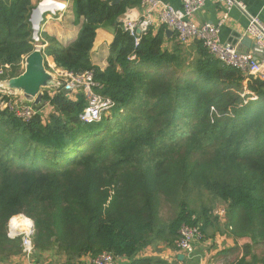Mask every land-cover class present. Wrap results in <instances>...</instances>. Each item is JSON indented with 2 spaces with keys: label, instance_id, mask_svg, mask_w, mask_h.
Masks as SVG:
<instances>
[{
  "label": "trees",
  "instance_id": "16d2710c",
  "mask_svg": "<svg viewBox=\"0 0 264 264\" xmlns=\"http://www.w3.org/2000/svg\"><path fill=\"white\" fill-rule=\"evenodd\" d=\"M114 1L74 0L84 19L77 39L64 47L50 38L44 50L59 69L93 74L96 93L115 104L109 116L82 123L86 98L64 87L45 92L47 108L29 122L0 110V264L22 255V238L8 236L20 215L34 223L36 257L76 264L109 252L125 264H167L139 255L159 242L178 250L183 225L207 232L209 211L191 210L196 190L225 206L236 240L226 256L244 246L243 264H264L253 251L264 245V80L226 66L201 42L195 54L169 50L165 25L136 45L119 19L139 1ZM36 7L0 0V70L9 67L11 78L36 50ZM100 28L115 35L105 69L91 60ZM165 203L174 210L168 221Z\"/></svg>",
  "mask_w": 264,
  "mask_h": 264
},
{
  "label": "built area",
  "instance_id": "2783aa9c",
  "mask_svg": "<svg viewBox=\"0 0 264 264\" xmlns=\"http://www.w3.org/2000/svg\"><path fill=\"white\" fill-rule=\"evenodd\" d=\"M47 1L48 0L44 3H47ZM138 1L144 11L141 17L142 19L135 20L133 18H128L122 23L124 30L134 37L136 45L139 44L141 36L137 34V31L140 30L141 34L146 32L151 23L150 15L158 13L161 23L175 32L182 44L201 42L212 57L226 66L235 68L249 77L264 80V63L258 61L253 54L242 52L237 45L221 42V28L228 18L229 12L233 9H237L243 14H246L247 8L242 0H215V2L223 5L225 8L223 19L217 24L207 23L203 25H199L196 22V16L208 0H182L181 10H176L169 4H164L161 0ZM53 5L58 7L54 2H52L50 7H53ZM248 21V36L255 43L264 48V23L258 17H249ZM35 36L36 37L33 38L35 48L43 50L44 46L40 44L41 38L38 35ZM2 71L3 69L0 70V72ZM60 74V77L63 78V81L66 83H64L66 91L70 94L82 93L86 98L87 106L80 115V121L82 123H99L103 117H106L109 113L111 114L115 104L111 99L104 98L96 93L95 88H99V85L94 82L92 73L87 72L74 75L68 72H62ZM4 97L7 96L3 94L0 100V110H7L24 122L31 121L39 113V108L34 105L7 103V99ZM46 108L47 105L42 109L44 110ZM33 231L32 225L27 232L23 231L19 234L13 233L11 226L9 228L8 236L11 239L21 237V234H25V236L21 238L23 240V257L26 259H29L34 252V245L31 237ZM201 239V232L196 226L183 225L179 230V238L176 241L178 252L187 260L192 261L196 257L197 245L200 243ZM76 264H116V258L112 253L103 252L94 258H90L87 262L82 260Z\"/></svg>",
  "mask_w": 264,
  "mask_h": 264
},
{
  "label": "crops",
  "instance_id": "0c3cea01",
  "mask_svg": "<svg viewBox=\"0 0 264 264\" xmlns=\"http://www.w3.org/2000/svg\"><path fill=\"white\" fill-rule=\"evenodd\" d=\"M46 0L38 2L37 0H32L34 5L41 6V13L43 14V20L40 24L39 32H34L35 35H38L40 39V44H42L43 51L49 46L50 38L55 39L59 45L67 46L74 42L84 24V19H77L75 17L73 11V1L74 0H48L47 3H44ZM53 1L58 5V7H50L49 11L48 5ZM120 1V0H119ZM164 4H169L174 7L176 10L182 9V0H161ZM246 5L247 12L243 14L240 10L233 9L229 12L228 18L225 20L222 28H221V42L230 45H237L239 49L244 52L246 48L241 44V38L249 37L247 34V26L249 17H258L264 23V0H242ZM45 4V5H44ZM36 7V8H37ZM62 7V8H61ZM144 11L140 4L129 8L126 13L120 17V22L123 23L128 18L133 19H142ZM225 14V8L223 5L218 4L215 0H208L202 10L196 16V22L199 25L211 23L217 24L223 19V15ZM151 16L150 28L153 30L154 34H157L163 24L160 21L159 14L153 13ZM148 27V28H149ZM33 28V25H32ZM167 30H169L167 28ZM166 30V31H167ZM145 33V32H143ZM142 33V34H143ZM33 34V35H34ZM166 47L169 50H172L176 44H180L182 49L187 52L197 53V47H195V43L182 44L176 33L173 32L172 35L166 34ZM115 39L114 32L112 30H108L105 28H100L97 30V36L95 39L94 47L91 51V60L94 65L100 67L101 69H105L108 66V57H109V46L113 43ZM186 45V46H183ZM245 53V52H244ZM251 54L252 51L250 52ZM47 62L49 63L52 74L57 78L59 82L63 81L61 78L62 72H66L62 69H59L52 57H46ZM24 62V61H23ZM22 62V63H23ZM260 62L264 63V60H260ZM54 93V92H51ZM76 93H72L74 96ZM46 104L44 103V108ZM215 242V247L213 243ZM213 243H210L209 251L213 253L212 248H216L215 253L219 255H227L230 250L236 247V240L231 234L219 235L217 238L215 237ZM166 245V244H165ZM209 245V244H207ZM201 247V246H200ZM199 247V248H200ZM165 248L168 250L165 252L166 255L161 256L158 254L153 247H149L143 252L140 253L139 257H153L164 260L167 264H206V260L209 259V253H204L208 248H204L201 252L198 253L196 251V257L189 261L181 255L178 250H171L170 248ZM90 257H86L84 259L85 262L89 261ZM186 260V261H185ZM128 262V259H121L116 261V264H125ZM8 264H29L24 257H16L13 258ZM245 264H262L260 262H254L250 257H247Z\"/></svg>",
  "mask_w": 264,
  "mask_h": 264
},
{
  "label": "rangeland",
  "instance_id": "374dc122",
  "mask_svg": "<svg viewBox=\"0 0 264 264\" xmlns=\"http://www.w3.org/2000/svg\"><path fill=\"white\" fill-rule=\"evenodd\" d=\"M34 37H36L35 34L33 35V38ZM24 70H25V61L21 63L20 73L22 74ZM47 70L52 73L49 63H48ZM11 74H12V70L9 68L3 69V71L0 72V93L2 95L5 94V96L8 97L7 103H13V104H19V105H33V103H30V104L26 103L25 100L22 98L21 93L11 91L3 87L2 82L4 80L5 81L9 80L11 78ZM64 83L65 81L60 82L61 88L64 87ZM109 114L107 116H109ZM182 153H183V150H182ZM176 156L177 155L175 154L174 158H177ZM191 210H194L197 212L198 211L200 212L202 210H206V211L208 210L209 218L211 219V226L207 228V232L205 234L202 232V230H200V228L197 227L200 230L201 237H202L200 243L197 245V249L199 252H201L204 248L205 249L208 248V250H205L204 253L209 251V248L211 247L210 243H213L215 237L217 238V236L219 235L231 234V236H233L231 228H230L231 226H229L230 222L227 216V211L225 209V206H223V203H221L219 199H216L215 197H213L212 195L208 194L207 192L203 190H196L193 196ZM173 213H174L173 207L165 203V207L162 209V219L165 221L170 220ZM20 217L29 219L31 221V225L33 226V230H34V223L30 218L24 215H20ZM14 218H18V216ZM9 228H10V222L8 224V233H9ZM27 231L28 230H26L25 232ZM20 236L23 238L25 234H21ZM214 245H215V242L213 243V246ZM155 246L156 247H153V248L154 250L158 252L159 255L161 256L166 255L165 252L168 250L165 248L166 246L165 243L159 242ZM211 250H213V253L209 251L211 254L208 255L209 259L206 260V264H243V260H244L243 257L245 253L244 246L238 247L232 254H229L230 255L229 257L226 255L223 256V255H219L215 253L216 248H212ZM198 251H197V255L199 253ZM253 251L256 254V256L262 257L264 255V245L262 244L254 245ZM35 254L36 253L34 251L32 256L29 259H26L25 257L24 258L29 264H60L65 260V257L59 256L56 253L51 254L47 252L42 255H39L38 257H36ZM21 256L22 257L24 256L23 250H22ZM175 264H179V263H175ZM183 264H185V262ZM190 264H193V263H190Z\"/></svg>",
  "mask_w": 264,
  "mask_h": 264
},
{
  "label": "water",
  "instance_id": "95a60500",
  "mask_svg": "<svg viewBox=\"0 0 264 264\" xmlns=\"http://www.w3.org/2000/svg\"><path fill=\"white\" fill-rule=\"evenodd\" d=\"M119 0H115L117 3ZM41 6H38L32 13L31 23L33 30L37 33L43 20V14L39 12ZM141 35V31H137ZM167 35H172V30L166 31ZM241 44L246 50L245 53L252 51L255 58L260 61L264 60V48L255 43L250 37L241 38ZM46 55L43 50L36 49L33 53L25 58V70L17 77L3 81L2 85L5 89L19 92L26 103H33L35 107L44 106L45 92H55L61 88L57 78L47 70Z\"/></svg>",
  "mask_w": 264,
  "mask_h": 264
},
{
  "label": "clouds",
  "instance_id": "9594fccd",
  "mask_svg": "<svg viewBox=\"0 0 264 264\" xmlns=\"http://www.w3.org/2000/svg\"><path fill=\"white\" fill-rule=\"evenodd\" d=\"M30 223H31L30 221L24 219L23 217L13 218L10 221L11 226L15 227V226L19 225L24 230H26L27 226Z\"/></svg>",
  "mask_w": 264,
  "mask_h": 264
},
{
  "label": "bare ground",
  "instance_id": "6f19581e",
  "mask_svg": "<svg viewBox=\"0 0 264 264\" xmlns=\"http://www.w3.org/2000/svg\"><path fill=\"white\" fill-rule=\"evenodd\" d=\"M52 2L53 1H51L50 3H49V5H48V10H50V5L52 4ZM55 5H53V7H54ZM62 8V7H61ZM54 9H55V7H54ZM41 9H39V12L41 13V11H40ZM13 219V218H12ZM24 219H26V218H24ZM26 220H28V221H30L29 219H26ZM31 222V221H30ZM10 226H11V224H10ZM31 227V223L27 226V228H26V230H29V228ZM11 229H12V232L13 233H16V234H19V233H21V232H23V231H26V230H24V229H22L19 225H17V226H15V227H13V226H11Z\"/></svg>",
  "mask_w": 264,
  "mask_h": 264
}]
</instances>
